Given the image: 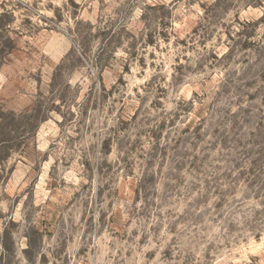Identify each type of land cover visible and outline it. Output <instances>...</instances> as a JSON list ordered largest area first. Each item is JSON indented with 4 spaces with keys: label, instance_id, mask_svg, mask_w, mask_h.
<instances>
[{
    "label": "rangeland",
    "instance_id": "obj_1",
    "mask_svg": "<svg viewBox=\"0 0 264 264\" xmlns=\"http://www.w3.org/2000/svg\"><path fill=\"white\" fill-rule=\"evenodd\" d=\"M0 264H264V0H0Z\"/></svg>",
    "mask_w": 264,
    "mask_h": 264
}]
</instances>
